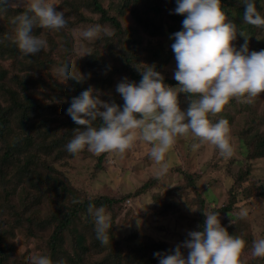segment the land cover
<instances>
[{"label": "rangeland", "instance_id": "rangeland-1", "mask_svg": "<svg viewBox=\"0 0 264 264\" xmlns=\"http://www.w3.org/2000/svg\"><path fill=\"white\" fill-rule=\"evenodd\" d=\"M103 1L110 14L119 18L123 28L140 39V47L153 41L168 51L174 42L171 34L182 29L184 14H179L181 17L173 21L169 17L174 13L175 0H155L161 6L159 11L151 8L154 0ZM51 2L69 12L73 22L67 30L34 25L33 34L44 39L47 48L27 56L19 49L18 54L0 52V84L10 83L19 90L22 99L38 102V108L29 111L26 123L11 119V125L6 128L21 140L13 151V163L9 160L3 166L4 171L0 172V204L3 205L0 211V234L3 237L0 242L8 264H32V256L43 254L49 255L54 262L62 261V264H80L83 257L87 258L84 264H99L103 253L88 255L76 245L77 234L87 229L81 215L74 218L71 228L64 231L55 246L51 242L54 225L48 222L52 212H63L78 199L99 195L119 199L111 207H105L110 218L115 220L116 238L130 237L138 232L140 238L152 237L172 246L186 240L189 231L199 230L201 198L204 199L205 212H217L231 204L230 211L219 212L222 225L231 234L245 240L246 247L241 255L247 258V264H264V257L251 254L252 242L264 238V157L250 158L249 146L244 144L248 137H258L260 131L264 132V92L253 97L251 103L233 98L225 105L221 116H210L213 120L225 118L229 122L233 154L228 158L220 155L214 145L200 143L191 134L176 138L165 155L168 171L159 178L156 176L159 165L148 155L151 144L139 139L123 153L113 151L97 155L87 148L76 154L69 153L60 138L65 131L71 130L72 125L82 127L75 124L66 112L70 97L75 94L73 79L68 78L61 84L59 73L53 70L72 61L78 71L81 61L93 55L98 63L90 62V69L81 81L83 88L92 86L96 80L90 79L96 71H101L109 78L105 81L107 86L98 89L100 98L123 105L122 97L113 96L114 87L111 85L124 79L120 74H123L126 58L140 67L144 64H139L141 54H134V44L128 35L116 33L113 26L100 18V14L88 4V0ZM22 7H26V0H16L11 6L14 10H4L0 18V38L9 42L15 37L13 21ZM94 24L107 26L112 35L102 33L91 41L79 35L80 30ZM155 26L159 27L155 29ZM246 34L248 38L259 36L251 26ZM89 51L91 53L86 54ZM175 69L173 52L160 72L173 78ZM20 80L26 85L19 84ZM3 94L1 86V102ZM179 101L181 108L186 110L189 95L179 93ZM98 121L93 122V126H97ZM249 128H252L250 135L244 136L242 131ZM56 142L60 146L54 147ZM193 144L198 146L193 148ZM5 148L0 146V157ZM247 170L250 172L248 176L244 173ZM48 174L62 181L61 184L47 185L35 181ZM34 182L38 184L37 188L31 185ZM62 183L67 184L69 190ZM145 184L148 185L144 190ZM245 208L248 215L241 218L239 213ZM121 247L123 254L131 249L130 246ZM182 250L186 256L188 249ZM104 261V264H112ZM122 264H130L127 257L123 258Z\"/></svg>", "mask_w": 264, "mask_h": 264}, {"label": "clouds", "instance_id": "clouds-1", "mask_svg": "<svg viewBox=\"0 0 264 264\" xmlns=\"http://www.w3.org/2000/svg\"><path fill=\"white\" fill-rule=\"evenodd\" d=\"M15 2L0 0V9ZM242 3L245 5L243 21L264 27V15L257 9L255 0H242ZM175 4L172 11L184 14L182 29L171 34L176 60L173 78L178 85L166 84L155 65L143 63L148 66H137L141 72L139 82L124 78L116 85L123 105L101 99L100 91L93 87L83 90L72 98L66 109L74 123L83 126L74 129L73 137L65 145L69 153L76 154L85 148L97 155L123 153L139 139L151 144L148 155L159 165L158 178L168 171L165 155L178 136L191 134L200 143L208 142L224 158L233 154L228 120H213L210 116L221 112L233 98L251 103L253 97L264 92V49L249 50L247 41L239 48L232 43L238 34L244 33L226 18L222 0H175ZM13 22L16 25L14 43L27 56L48 47L44 39L33 34L34 25L67 30L73 21L67 9L54 5L51 0H26V11L19 13ZM102 33L112 35L107 26L100 24L80 30L79 35L91 41ZM53 71L59 73L61 84L68 78L84 79L72 61ZM181 92L191 94L186 110L180 106ZM97 120L98 126H93ZM197 146L193 144V148ZM87 211L93 218L97 239L107 244L112 227L110 215L103 205L97 207L90 203ZM204 213L202 230L189 231L188 238L171 251L154 253L159 257L158 264H247V258L241 255L245 240L222 225L219 212ZM239 215L246 217L248 210L241 209ZM184 248L188 249L186 256ZM251 254L264 257V238L252 242ZM31 262L62 264L46 254L32 256Z\"/></svg>", "mask_w": 264, "mask_h": 264}, {"label": "trees", "instance_id": "trees-1", "mask_svg": "<svg viewBox=\"0 0 264 264\" xmlns=\"http://www.w3.org/2000/svg\"><path fill=\"white\" fill-rule=\"evenodd\" d=\"M139 1V0H135ZM153 4L151 8L154 11H159L161 9L160 5L156 4V1H152ZM257 9L261 12L262 15H264V0H255ZM88 4H91L92 8L95 12L100 14V18H102L104 21L109 22L114 30H116V33L120 35H128V38L130 39V42L133 45V48L135 49V53H140L141 56L139 57V64L148 63L155 65L156 69L160 71L162 67L170 61L173 55V50L170 47L167 50L162 47L157 42H146L141 47L138 46L139 43L142 44L140 39L137 37H133L131 32L128 31V29H124L122 26L121 21L118 17H116L113 14H110L107 5L104 3L103 0H88ZM11 8L10 7H4L0 9V18L3 15L2 13L4 10H7ZM222 8L225 10L226 18L232 20L238 27L239 31H242L244 34H238L236 39L234 40L233 44L239 48L241 45H243L246 41L249 47V50H255L259 51L261 49H264V27H257L248 23H245L242 21V16L244 12L245 5L242 3V0H222ZM15 9V8H11ZM21 12L26 11V7H22ZM181 17L177 13H170L169 17L174 20V18ZM1 20V19H0ZM250 26L261 36V40L257 38L256 36L252 38H248L246 34V30ZM159 26H155V29H157ZM153 33V29L151 30ZM127 38V40H128ZM10 42V43H9ZM0 38V52L1 53H17L18 54V47L14 43V38L11 40ZM129 42V45L131 43ZM90 62L92 64H97L98 61H95L93 58V55L87 56L85 59L81 61V68L79 69L83 74L87 73L90 69ZM139 65L133 64L132 59L126 58L124 61V66L122 73V78H127L131 81L139 82L141 79V72L138 71ZM148 65L144 64L142 67H147ZM103 72L96 71L95 75L90 80H96V82L89 87H93L95 89H100L102 87L107 86V83L105 81L108 80V76H103ZM164 76V82L166 84L175 85L179 82L176 81L174 78ZM17 77V76H15ZM82 81V80H81ZM81 81L72 80V87L75 90V94H73L70 97V100L72 101V98L79 95L83 90H85L82 86ZM14 83V80H12ZM17 83V82H15ZM21 85H26V82L24 81H18ZM17 83V84H18ZM2 86V92L3 99L2 102L0 101V146H6V148L3 150V153L0 157V172L4 171V165L9 163V160L13 163V151H16L19 143L21 144L20 138L17 137L14 133L8 132L6 130L7 127L11 125V119H14L16 122H22L26 123L25 120L28 118V113L32 109L38 108V102H35L32 99H22L20 96L19 90L15 89L10 83H1L0 87ZM114 87L113 89V96L115 98H120V94L116 92V84L111 85ZM190 97L191 94L187 93ZM195 98V97H194ZM69 101V100H68ZM71 101H69V104H71ZM224 108L221 112L217 113V115H220L223 113ZM99 124V121L97 123V126ZM94 125V124H93ZM252 125V124H251ZM76 125H72L69 127L70 131H65L60 140L66 145L68 141L73 137L74 135V129ZM83 127V126H82ZM77 128V127H76ZM254 128V126H253ZM252 128L246 129L245 131H242V134L250 135V131ZM258 131V130H257ZM248 133V134H247ZM257 133V132H256ZM258 137L249 138L246 140L244 144L249 146L248 155L251 157H264V132L260 131L259 134H257ZM246 139V138H245ZM15 143V144H14ZM14 144V145H12ZM60 146L58 142L54 145V147ZM51 147V146H50ZM33 158V156L30 157V160ZM245 174H250V172L247 170L244 172ZM35 181H41L42 183H45L47 185L50 184H61L60 180L57 178H53L51 174H48L47 176H43L42 178H36ZM33 185L34 188L38 187V184L34 182ZM64 185L63 187L67 190H69L68 185L62 183ZM148 184H145L143 189L145 190ZM73 191V188L70 189ZM30 195H28L27 198H29ZM32 200V199H30ZM200 203L198 206V213H199V230H202L203 223L205 221V208H204V199H200ZM29 201V200H28ZM116 201H119L118 198L109 197L106 195H99L97 197L93 198H81L78 199V201H74L72 206H70L68 209H66L63 212L56 213L52 212L50 218L48 219L49 224L54 225V229L51 234V242H53V245L57 243L59 240V237L64 233L65 230L68 228H71V225L73 224L74 218L78 217L79 215L82 216L84 222L83 225L87 227L85 231L79 232L76 236V245H79L83 252L92 253V255L95 254H101L103 253V258L101 261H99V264H104V260H107L108 262H112V264H122L123 258H126L130 261V264H157L159 261V257L155 256L154 253L159 252H168L171 251L175 246H172L171 244L163 241V240H156L151 238H140L138 232L132 233V235L127 236L122 239L116 238L115 233V220L111 219V225L112 227L109 229L108 235H109V242L107 244H102L96 237L95 234V228H94V221L92 216L88 213V205L91 203L94 206H101L104 207H111ZM3 205L0 204V211L3 209ZM232 205L229 204L223 208H220L217 210V212H225L230 211ZM3 235L0 234V240L2 239ZM89 240V242L86 243V240ZM121 245L127 247L130 246L129 252L126 254H123ZM246 247V244H245ZM89 250V251H88ZM89 261V259H88ZM87 262V258H82L79 260L80 264H84ZM0 264H8V258L7 254L4 251V246L2 242H0Z\"/></svg>", "mask_w": 264, "mask_h": 264}]
</instances>
